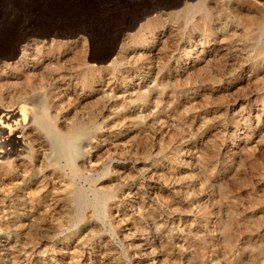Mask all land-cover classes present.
I'll list each match as a JSON object with an SVG mask.
<instances>
[{"label":"rangeland","instance_id":"obj_1","mask_svg":"<svg viewBox=\"0 0 264 264\" xmlns=\"http://www.w3.org/2000/svg\"><path fill=\"white\" fill-rule=\"evenodd\" d=\"M132 1L0 0L6 30L98 39L38 44L0 71V93L34 82L57 129L84 127L75 171L49 166L36 201L0 176V264H264V0ZM201 1L209 20L184 18Z\"/></svg>","mask_w":264,"mask_h":264},{"label":"bare ground","instance_id":"obj_2","mask_svg":"<svg viewBox=\"0 0 264 264\" xmlns=\"http://www.w3.org/2000/svg\"><path fill=\"white\" fill-rule=\"evenodd\" d=\"M134 1V0H133ZM132 1V2H133ZM150 1V0H149ZM159 1V0H157ZM156 1V4H158ZM168 1V0H167ZM170 1V0H169ZM168 1V2H169ZM172 1V0H171ZM75 2V1H74ZM101 2V1H100ZM153 2V1H152ZM166 1L164 0V3ZM167 2V3H168ZM174 2V0H173ZM172 2V3H173ZM202 2V1H201ZM228 2V1H227ZM70 3V2H69ZM68 3V4H69ZM142 3V2H141ZM160 3V2H159ZM163 3V4H164ZM167 6H161L162 10L166 11L169 8H174L179 4V0L175 1L173 4ZM190 3V2H189ZM113 4V3H112ZM115 4V3H114ZM154 4V2H153ZM162 4V5H163ZM169 4V3H168ZM264 4V3H263ZM57 5V4H56ZM102 5V4H101ZM111 5V4H110ZM149 5V4H148ZM147 5V7H148ZM225 5V3H224ZM228 5V4H227ZM141 6V5H140ZM144 6V5H143ZM151 6V5H150ZM156 6V5H155ZM77 7V6H76ZM75 7V8H76ZM100 7V6H99ZM102 7V6H101ZM114 7V6H113ZM128 7V5H127ZM132 7V6H131ZM138 7V6H137ZM154 7V5H153ZM178 7V6H177ZM223 7V6H222ZM118 8V7H117ZM141 8V7H140ZM150 9V8H149ZM84 10V9H83ZM106 10V9H105ZM112 10V9H111ZM130 10V9H129ZM155 10V9H154ZM157 10V9H156ZM114 11V10H113ZM136 11V10H135ZM150 11V10H149ZM152 11V10H151ZM103 12V11H102ZM111 12V11H110ZM130 12V11H129ZM155 12V11H154ZM157 12V11H156ZM162 12V11H161ZM168 12V11H167ZM85 13V11H84ZM83 13V14H84ZM131 13V12H130ZM180 13V12H179ZM184 18H189L195 13L199 14V17L204 22L208 21L210 18L209 11L204 3L187 4L181 11ZM162 14V13H161ZM181 14V15H182ZM127 15V14H126ZM132 15V14H131ZM138 15V14H137ZM128 16V15H127ZM136 17V16H133ZM127 18V17H126ZM129 18H132L129 16ZM140 18V15H139ZM143 18V17H142ZM5 16L0 18V71L11 67L9 60H12L19 52L26 55L28 49L34 48L38 44L45 43H64L62 41H69L72 39H82V41L87 42L89 46L94 47L96 41L94 36L90 32H86L80 29H73L74 31L70 34L65 35L58 33H52V31H36L35 25L14 27L13 30L5 29ZM133 19V18H132ZM131 19V20H132ZM138 19V18H137ZM140 20V19H139ZM126 21V20H125ZM199 21V20H198ZM124 22V21H123ZM127 22V21H126ZM129 23V21H128ZM130 24V23H129ZM18 25V24H17ZM126 25V24H125ZM205 25V24H204ZM132 27V26H131ZM134 27V26H133ZM264 29V25L261 28ZM51 30V29H50ZM121 30V29H120ZM129 30V29H128ZM119 31V30H118ZM70 32V31H69ZM117 35V34H115ZM52 36V37H51ZM85 36V37H83ZM72 38V39H67ZM119 38V37H118ZM27 41V43H26ZM110 41V40H109ZM114 41V40H113ZM112 41V43H114ZM65 42V43H67ZM26 43V44H24ZM74 43V40H73ZM101 43V42H100ZM106 43V42H105ZM24 44V45H22ZM110 44V43H109ZM48 45V44H47ZM65 45V44H64ZM67 45V44H66ZM104 45V44H103ZM50 46V45H49ZM61 46V45H60ZM47 47V46H46ZM264 48V42L263 46ZM45 48V47H44ZM42 49V48H41ZM34 50V49H33ZM86 50V49H85ZM106 50V49H104ZM116 50V49H115ZM120 50V49H119ZM35 51V50H34ZM92 51V50H91ZM114 52V50H112ZM42 52V51H41ZM112 52V53H113ZM30 53V52H29ZM121 53V52H120ZM28 54V52H27ZM31 54V53H30ZM119 54V53H118ZM262 51L257 53L260 57ZM109 56V55H108ZM27 57V56H26ZM20 58V57H18ZM23 58V57H22ZM85 58L87 60H95L93 53H88ZM107 58V56L105 57ZM105 60V59H103ZM103 60H96V64L102 63ZM108 60V59H107ZM261 60V59H260ZM102 61V62H101ZM106 61V60H105ZM16 62V61H15ZM24 62V61H23ZM13 63V61H12ZM27 64V63H26ZM36 64V63H35ZM15 65V64H14ZM44 65V64H43ZM88 65V64H86ZM36 66V65H35ZM51 66V65H50ZM13 67V66H12ZM31 67V66H30ZM49 67V66H48ZM58 67V66H57ZM92 67L91 65L88 68ZM97 67V66H96ZM25 68V67H24ZM57 69V68H56ZM59 69V67H58ZM9 70V69H8ZM24 70V69H23ZM38 70V69H37ZM18 71V70H15ZM21 71V70H20ZM32 71V70H31ZM40 71V70H39ZM46 71V70H45ZM44 71V72H45ZM26 73V72H25ZM39 73V72H38ZM15 74V73H14ZM22 74V73H21ZM40 74V73H39ZM38 74V75H39ZM44 74V73H43ZM42 74V75H43ZM26 75V74H25ZM30 75V74H29ZM34 75V73H33ZM36 75V76H38ZM7 76V75H6ZM16 76V75H15ZM41 76V75H40ZM13 77V76H12ZM20 77V76H19ZM31 77V75H30ZM29 77V79H30ZM33 77V76H32ZM23 78V77H22ZM24 79V78H23ZM28 79V80H29ZM40 79V77H39ZM54 79V78H53ZM21 80V78H20ZM27 80V81H28ZM31 80V79H30ZM22 81V80H21ZM41 81V80H40ZM39 81V82H40ZM56 81V80H55ZM7 82V81H6ZM14 82V81H13ZM60 82V81H58ZM63 82V79H62ZM4 83L0 81V85ZM17 83V82H15ZM10 84V83H9ZM19 84V83H18ZM17 84V85H18ZM41 84V83H39ZM5 85L2 84V86ZM21 85V84H20ZM62 85V84H61ZM1 86V87H2ZM23 86V85H22ZM52 86V85H51ZM54 86V85H53ZM57 86V85H56ZM7 87V86H6ZM43 87V86H42ZM42 87L37 86L36 83L30 82L26 83L24 87L15 89L5 88V92L0 93V176H6L11 180L20 181L25 183L22 186L26 187L28 192L25 195L26 199L37 200L39 194L38 187H32L29 189L28 186L35 182V178L44 175L45 170L49 166L57 165L60 159H64L65 162L72 167V171H75L72 166L74 147L75 143L78 141L83 126H74L71 129L63 130L62 127L56 128L53 124L55 120H51V116L48 113V98L41 91ZM62 87V86H61ZM8 88V87H7ZM53 88V87H52ZM58 88V87H57ZM66 89V88H65ZM2 90V89H1ZM3 91V90H2ZM47 91V90H46ZM49 91V90H48ZM53 91V90H52ZM58 91V90H57ZM50 93V92H49ZM53 94V93H52ZM56 94V93H54ZM66 94V93H65ZM59 95V94H58ZM51 97L52 95L49 94ZM48 96V97H49ZM65 96V95H64ZM60 99V97H58ZM63 98V97H61ZM62 100V99H61ZM56 102V101H55ZM59 102V101H58ZM61 102V101H60ZM54 103V102H53ZM52 104V103H51ZM55 104V103H54ZM53 105V104H52ZM59 105V104H58ZM60 106V105H59ZM53 107V106H51ZM61 108V106H60ZM55 109V108H54ZM59 109V108H58ZM61 110V109H59ZM53 111V110H52ZM62 111V110H61ZM53 114V113H52ZM56 114V113H54ZM62 114V113H61ZM57 116V115H56ZM53 117H55L53 115ZM59 117V116H58ZM53 121V122H52ZM61 123V120H60ZM64 123V122H63ZM63 125V124H61ZM79 125V124H78ZM66 127V126H65ZM83 134V133H82ZM26 164H30V167H26ZM93 165V164H92ZM57 167V166H56ZM55 173V172H53ZM53 175V174H52ZM56 175V174H55ZM50 176V175H49ZM48 176V178H49ZM57 176V175H56ZM20 178V179H19ZM46 178V177H45ZM46 178V179H48ZM45 179V180H46ZM23 180V181H22ZM40 182V180H38ZM47 182V181H46ZM55 182V181H54ZM12 185L15 183L11 182ZM38 183V182H37ZM41 183V182H40ZM53 183V182H52ZM51 183V184H52ZM18 184V183H17ZM43 186V185H42ZM53 186V185H51ZM16 187V186H15ZM40 187V186H39ZM61 187V186H60ZM15 189V188H14ZM55 189V188H54ZM53 189V190H54ZM61 190V188H59ZM63 189V188H62ZM47 190V189H46ZM64 190H69L71 195V200L80 206L86 204V201L75 190L72 186L68 185ZM24 191V190H22ZM62 191V190H61ZM43 192V191H42ZM41 192V193H42ZM66 193V192H65ZM42 195V194H41ZM68 195V194H67ZM24 197V195H23ZM22 194L17 189L14 190V194L10 203L16 205ZM51 198V197H49ZM48 198V199H49ZM67 198V196H65ZM104 198V197H103ZM63 199V198H62ZM39 200V199H38ZM50 200V199H49ZM22 201V199H21ZM27 201V200H26ZM29 201V200H28ZM71 201V202H72ZM40 202H43L40 200ZM58 202V201H57ZM70 202V203H71ZM37 203V202H36ZM50 203V202H49ZM56 203V202H55ZM41 203L38 205L40 206ZM43 204V203H42ZM41 204V205H42ZM65 204V203H64ZM23 205V204H22ZM29 205V204H28ZM27 205V207H28ZM34 205V203H33ZM54 205V204H53ZM7 206V205H6ZM9 206V205H8ZM71 206V205H70ZM15 207V206H14ZM17 207V206H16ZM55 207V206H54ZM68 207V204H67ZM7 208V207H6ZM13 208V206L11 207ZM21 208V207H20ZM69 208V207H68ZM11 211V210H10ZM14 211V210H13ZM18 211V210H17ZM7 212V211H6ZM21 212V211H20ZM5 213V212H4ZM14 213V212H13ZM28 213V212H27ZM17 214V213H16ZM7 215V214H6ZM4 216V215H3ZM33 216V215H32ZM23 217V216H22ZM5 218V217H4ZM9 218V217H8ZM18 220V217L15 216ZM34 219V218H33ZM6 220V219H5ZM21 220V219H20ZM7 221V220H6ZM14 222V221H13ZM16 222V221H15ZM21 222V221H20ZM30 223V222H29ZM13 224V223H12ZM22 226V225H21ZM18 227V226H17ZM24 227V226H23ZM15 229V228H13ZM27 238L31 239V230H27ZM26 239V238H25ZM9 240V239H8ZM24 240V239H23ZM27 240V239H26ZM29 241V240H28ZM26 241V242H28ZM14 242V241H13ZM18 242V241H17ZM30 242V241H29ZM23 243V241H22ZM12 244V243H11ZM7 246V245H6ZM12 247V246H10ZM8 248V247H7ZM16 248V247H15ZM18 249V248H16ZM24 249L23 247L21 248ZM14 250V249H13Z\"/></svg>","mask_w":264,"mask_h":264}]
</instances>
